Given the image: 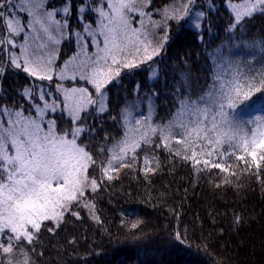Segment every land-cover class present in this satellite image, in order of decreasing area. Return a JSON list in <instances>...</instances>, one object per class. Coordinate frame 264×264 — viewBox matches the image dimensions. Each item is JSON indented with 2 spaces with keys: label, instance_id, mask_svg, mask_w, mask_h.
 I'll return each mask as SVG.
<instances>
[{
  "label": "snow or ice",
  "instance_id": "obj_1",
  "mask_svg": "<svg viewBox=\"0 0 264 264\" xmlns=\"http://www.w3.org/2000/svg\"><path fill=\"white\" fill-rule=\"evenodd\" d=\"M225 7L229 41L264 16V0ZM217 10L216 0H0V264H38L44 238L64 234L82 209L102 224L96 200L121 173L152 185L179 160L216 188L239 189L245 175L264 188V39L217 46L203 85L190 71L175 76L159 115L173 29L203 42ZM138 70L148 92L137 84L136 99L114 108L113 94ZM119 214L134 236L145 232L136 209ZM247 223L233 211L229 232ZM174 240L188 244L186 231ZM67 244L75 253L76 237Z\"/></svg>",
  "mask_w": 264,
  "mask_h": 264
},
{
  "label": "trees",
  "instance_id": "obj_2",
  "mask_svg": "<svg viewBox=\"0 0 264 264\" xmlns=\"http://www.w3.org/2000/svg\"><path fill=\"white\" fill-rule=\"evenodd\" d=\"M168 3L169 0H153L156 8ZM216 4L218 10L211 17V33L205 34L203 42L193 30L174 28L172 31L173 37L178 38L169 42L165 62L160 66L167 74L164 79L169 88H164V80L156 88L160 92L161 117L171 107L166 97L170 96L175 76L190 71L203 85L209 75L208 54L217 46L233 47L264 39V16H257L242 30L243 41L235 35L229 41L226 28L232 18L230 11L225 0H216ZM70 51V48L63 50ZM137 84L141 91L148 92L145 76L139 70L124 77V88L113 94L112 106L136 99L133 90ZM166 155L161 150L162 160ZM169 169L153 177L152 185L121 173V180L109 189L110 194L96 200L103 223L96 224L82 209L83 219L73 218L64 234L44 238L45 255L38 258V264H84V258L90 264H264V188L247 175L241 178L243 187L239 189L216 188L214 178L209 179L206 173L195 177L191 167L179 160L174 168L169 165ZM121 208L138 211L145 220L146 230L142 235L134 236L132 230L121 224ZM172 209L179 210V218L172 214ZM233 211L248 218L239 235L229 232ZM220 228L225 230L223 237L218 235ZM177 230L186 231L191 247L174 240ZM69 236H75L78 241L75 253L73 246L67 244Z\"/></svg>",
  "mask_w": 264,
  "mask_h": 264
}]
</instances>
